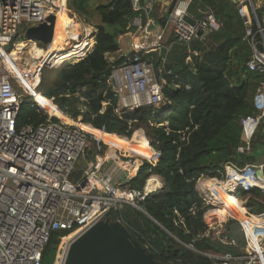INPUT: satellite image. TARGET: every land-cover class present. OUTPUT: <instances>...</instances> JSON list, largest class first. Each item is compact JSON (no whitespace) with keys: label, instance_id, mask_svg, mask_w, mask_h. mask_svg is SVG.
<instances>
[{"label":"trees","instance_id":"trees-1","mask_svg":"<svg viewBox=\"0 0 264 264\" xmlns=\"http://www.w3.org/2000/svg\"><path fill=\"white\" fill-rule=\"evenodd\" d=\"M173 5L174 1L160 17L154 7L150 18L164 27ZM204 7L213 13L218 27L188 46L169 40L165 43L170 46L166 56L153 59L155 66H162L159 77L163 79L164 102L161 106L143 105L118 113L106 79L111 66L120 63L124 56L113 60L109 56L119 50L118 37L135 29L132 19L137 13L132 9L131 0H67L72 15L95 26L94 45L78 61L55 68L42 67L36 98L22 97L16 119L18 129L37 126L48 119L59 121L57 117H49L32 99L46 97L73 120L79 119L102 132L132 137L130 142L141 141L158 152L155 163L143 160L136 174L125 180L123 186L142 190L146 182L159 185V180L163 186L140 201V208L123 204L110 210L106 218L124 224L131 236L159 262L210 264L198 252L240 253L244 239L234 218L222 223L220 237L234 240L235 245L223 244L211 233L203 235L208 230L203 214L214 206L204 203L196 188V179L201 172L222 179L226 162L241 167L260 163L264 156L263 119L249 149L239 150L243 145L241 118L258 114L253 96L258 85L264 82V73L246 68L251 54L246 26L232 0H193L189 12L194 14ZM257 14L262 20L264 5L257 9ZM139 128L144 129L150 145L136 132ZM89 147L93 155L106 148L100 144L98 149L94 140ZM80 171L73 172L74 180L79 178ZM235 195L242 197L250 212L264 209V196L259 187H240ZM234 202L241 206L232 195L229 203L237 206ZM67 234L53 233L43 258L49 247H55L58 239ZM189 243L193 249L185 246Z\"/></svg>","mask_w":264,"mask_h":264},{"label":"built area","instance_id":"built-area-1","mask_svg":"<svg viewBox=\"0 0 264 264\" xmlns=\"http://www.w3.org/2000/svg\"><path fill=\"white\" fill-rule=\"evenodd\" d=\"M66 1L0 0V264H43L44 250L51 235L68 232L60 237V249L53 263L64 264L69 245L76 236L106 218L110 210L123 204L140 208V201L161 188L160 183L150 191H146L145 186L142 190L123 186L124 181L130 178L131 171L137 170L142 162L138 166L134 158L116 149L113 153L98 152L92 155L79 178L74 180L72 174L77 161L88 146L85 132L59 118V121L48 119L37 126L17 128L21 99L36 94L42 67H55L62 62H69L70 58L78 61L91 49L89 40H92V34L84 30L79 32L78 37L70 39L77 48L53 52L41 60L36 58L32 60L33 64H38L35 68H28L23 59L15 60L11 55L18 44H24L14 43L23 33V24L34 27L45 22L47 16L56 14ZM173 1L166 21L171 25L172 43L188 46L199 31H202L203 37L218 27L209 8H198L196 13L191 14L189 7L193 0ZM232 1L238 7L250 40L251 54L246 68L263 74L264 15L260 20L257 9L264 5V0ZM131 4L137 13L132 25L140 29L143 17L146 21L150 19L153 0H131ZM186 15L194 21L193 24L185 21ZM150 22L155 21L150 19ZM253 25L256 26L254 31ZM142 29L145 30V26ZM28 42L26 39L25 43ZM161 47L168 51L170 46L158 45V48ZM152 49L148 44L135 48L120 63L111 66L106 85L116 99L115 111L118 113L143 105L158 107L164 102L161 91L163 79L159 77L162 66H155L153 58L148 56ZM53 58H56L55 62H51ZM253 103L258 114L245 116L240 121L243 141L239 147L241 151L249 149L250 141L264 119V82L256 88ZM35 104L38 106L36 101ZM155 153L158 159L159 154ZM157 159L147 161L155 163ZM263 167L264 162L239 167L229 161L224 164L222 179L211 177L205 172L198 174L196 188L205 204L210 203L214 208L215 204L221 206V203L211 199L212 186L219 189L225 187L245 209L242 217L232 216L238 222L244 239L240 253L198 252L210 264H264V209L257 213L250 212L235 195L240 187L256 186L264 196ZM257 170L262 172V178L257 175ZM208 210L203 214L208 226L203 235L210 234L209 227L219 226L213 237L223 244L235 245L234 240L220 237L221 223L208 222ZM185 246L193 249L192 243Z\"/></svg>","mask_w":264,"mask_h":264},{"label":"water","instance_id":"water-1","mask_svg":"<svg viewBox=\"0 0 264 264\" xmlns=\"http://www.w3.org/2000/svg\"><path fill=\"white\" fill-rule=\"evenodd\" d=\"M170 1L172 3L173 0H153V6L161 12L165 9V5H167ZM54 16V14H50L47 16L45 22L34 27H29L25 31L26 39L29 41L40 42L42 44L50 41ZM184 19L189 24L194 23V21L187 15ZM201 35L202 31H199L193 42H196ZM159 52L160 56H164L166 48L161 47ZM92 155V149L89 146H86L81 158L77 161V164H81L82 158L84 160H88V158ZM257 175L260 178L263 177L260 170H257ZM64 264L173 263L156 261L153 258V255L131 236L125 225H123L120 221H113L107 217L95 222L72 240L69 245Z\"/></svg>","mask_w":264,"mask_h":264},{"label":"bare ground","instance_id":"bare-ground-1","mask_svg":"<svg viewBox=\"0 0 264 264\" xmlns=\"http://www.w3.org/2000/svg\"><path fill=\"white\" fill-rule=\"evenodd\" d=\"M54 15L55 16L52 21L53 27L51 28V34H50L51 38H50V41H48V43H51L53 40L58 38L59 34H62V35L60 37V41L58 42L57 46H56V43H54V44H51L48 48L43 49L42 51H37L42 54V57L47 56V55L50 56L53 52L64 51L65 49L62 50V48L64 47L63 43L66 41H69V43L66 45V48H68V50L69 49L74 50L75 48H77V45H73V42H70L71 41L70 39L78 37V34H79L78 23L75 22L70 15H68V12L65 9L64 4H61L60 9ZM68 25H72L74 29L68 28L67 27ZM151 30H155V28L153 27V29ZM88 32L89 30L87 29V33ZM135 43H136V48L142 46V45H138L137 41ZM30 44H33V43L18 44L16 48L12 50L11 55L13 56L15 60H18L19 58L23 59L24 64L28 68L29 67L35 68L38 64L30 63L27 61L26 57L21 56L28 52L27 49L29 48L28 46H30ZM86 44H88V42ZM89 44H90V40H89ZM55 60L56 58H53L51 62H55ZM33 97L36 98V94H34ZM35 101L37 102L38 106L41 109H43L47 113H54L55 115L59 117V119L62 122H65L66 124H70V125L72 124V125L78 126L81 130L83 128L84 131L91 134L93 137L99 139L101 142H103L110 148V151H109L110 153H113L115 149L124 150V151H128L130 153H133L139 156L147 155V156H143L144 159L149 156L152 157L151 154H153L154 156L152 158L154 160L156 159L155 151L151 147L143 144L141 141L130 142V140L123 138L121 136H118V134L116 135L112 133L102 132L101 130L95 129L88 124L82 123L83 125L82 127H80L78 123H71L70 119L67 116H65L59 110H56L55 109L56 106L51 102L49 98L46 99V97L44 98L40 97L38 101L37 99H35ZM134 170L136 169H133L131 172H134ZM155 186H157L156 182L147 183L145 185L146 191L153 190ZM212 191H213L212 192L213 196L211 197V199L216 203H221V206H226V204L230 202V200L232 201V194H230L229 191L225 187H221V189H219L218 187L212 186ZM243 209L237 206H231V213L234 214L235 216H238L239 213L243 215L244 214Z\"/></svg>","mask_w":264,"mask_h":264},{"label":"rangeland","instance_id":"rangeland-1","mask_svg":"<svg viewBox=\"0 0 264 264\" xmlns=\"http://www.w3.org/2000/svg\"><path fill=\"white\" fill-rule=\"evenodd\" d=\"M170 4H171V1L167 4V5H165V11L168 9V7L170 6ZM161 11V13H164L165 11ZM68 14L73 18V20L75 21V22H77L78 23V25H79V28H78V30H79V32H84V30H89V32H90V34H92V35H94L93 33L96 31V29H95V26L94 25H90V24H87V23H85L84 21H82V20H79L78 18H76L74 15H72L70 12H68ZM157 14L158 15H160V12L157 10ZM22 34L16 39V40H14V43L16 44L17 42H20V43H25L26 42V37H25V35H24V32L30 27L28 24H23L22 25ZM68 28H71V29H74L73 28V26L72 25H68L67 26ZM84 34V33H83ZM61 35L62 34H59L58 35V38H56L55 40H53L51 43H45V44H42V43H40V42H35V41H29L28 43H33V44H30V46H28L29 48V50L27 49V53L26 54H23V55H21V56H23V57H26V59H27V61L28 62H30V63H33L34 61H32V60H34V59H36V58H39V60H41L42 58H44V57H46V56H43L42 57V54L41 53H39V52H37V51H42L43 49H46V48H48L51 44H54V43H56V46L58 45V42L60 41V37H61ZM91 36V35H90ZM93 37V36H92ZM90 39V38H89ZM79 40H80V38H79ZM69 43V41H66V42H64L63 43V45H64V47L62 48V50H66V49H68V48H66V45ZM94 45V44H93ZM93 45L90 47V48H92L93 47ZM128 44L127 43H125V46H127ZM8 48H9V45H8ZM48 56V55H47ZM71 60H69L70 62H75L76 60H75V58H70ZM63 63H65V62H62V64ZM35 64H37V63H35ZM59 65H61V64H59ZM59 65H57V66H59ZM57 66H55V67H57ZM55 67H51V68H55ZM45 68H49V67H45ZM33 99V98H32ZM39 100V98H37V101ZM33 101L35 102V100L33 99ZM37 103V102H36ZM159 106H161V105H159ZM158 106V107H159ZM57 108V107H56ZM55 108V109H56ZM56 110H58V109H56ZM48 116H50V115H53V116H57V115H55L54 113H47L46 111H44ZM58 117V116H57ZM59 118V117H58ZM69 118V117H68ZM70 119V122L71 123H78V125L80 126V127H82V125L84 124H82V122L79 120V119H77V120H73V119H71V118H69ZM263 121H264V119H263ZM70 122H68V123H70ZM82 130H83V128H82ZM84 131V130H83ZM85 132V134H88V137H87V141H88V146L90 145V142H91V140H94L95 142H96V145L98 146V148L100 149V147H99V145L100 144H104L103 142H101L99 139H97V138H95V137H93L91 134H89V133H87L86 131H84ZM136 132L138 133V135L140 134L141 136H143L145 139H146V141H148L147 140V138H146V136H145V134H144V129L143 128H139L138 130H136ZM263 132H264V127H263ZM133 136V135H132ZM139 137V136H138ZM127 139V138H126ZM128 140H132V137L131 138H129ZM136 141V140H135ZM148 144H149V141H148ZM105 146H106V148L103 150V153H108L109 151H110V148L106 145V144H104ZM150 145V144H149ZM122 151H124V150H122ZM155 151V150H154ZM125 153H126V155L128 156V157H132V158H134L137 162H138V166L141 164V162H143V160H153V154H151L152 155V157H147V158H145L144 159V157L143 156H147V155H143V156H139V155H136V154H133V153H130V152H128V151H124ZM156 152V151H155ZM91 158V157H90ZM89 159V158H88ZM157 159V158H156ZM155 159V160H156ZM264 162V156L263 157H261V159H260V163H263ZM86 163H87V160H84L83 158H82V162H81V164L80 165H78V164H76V166H75V169H74V171L75 172H79V170H83V168H84V166L86 165ZM78 166V167H77ZM81 172V171H80ZM132 174H133V172H131L130 174H129V176H132ZM159 180V179H158ZM158 183H160L161 184V187L163 186V182L162 181H160L159 180V182ZM239 200H241L242 202H244L243 200H242V197H239ZM235 203V202H234ZM236 204V203H235ZM215 208L214 209H212V210H208V217H207V220H208V222H210V224H214L215 222L216 223H224L225 221H227L229 218H234L235 217V215L234 214H232L231 213V204L228 202V204L226 205V206H220V205H216L215 204ZM245 206V205H244ZM237 207H242V206H240L239 204H237ZM243 208V207H242ZM247 209V208H246ZM248 210V209H247ZM232 216H234V217H232ZM124 225V224H123ZM213 226V225H212ZM219 227V226H218ZM218 227H216V228H213V227H209V232L211 233V235L212 236H214V234L217 232V229H219ZM214 229V230H213ZM214 232V233H213ZM60 244H61V241H60V238L58 239V243L56 244V246L55 247H53V246H50L49 247V249L46 251V253H45V255H44V258H43V264H53L54 263V260H55V258H56V256H57V252H59V246H60Z\"/></svg>","mask_w":264,"mask_h":264},{"label":"crops","instance_id":"crops-1","mask_svg":"<svg viewBox=\"0 0 264 264\" xmlns=\"http://www.w3.org/2000/svg\"><path fill=\"white\" fill-rule=\"evenodd\" d=\"M65 9H68L67 8V1L65 3ZM162 14L163 13L160 12L159 17ZM149 17H150V15H149ZM150 19H149V21H146V18L143 17V21L141 23L142 25L140 27L141 30L138 29V27L134 25L133 27L135 29L133 31H129V32L123 34V35H120L118 37L119 50L114 55L109 56V59L113 60V59H115L118 56L119 57L120 56H126V55L130 54L131 52H133V50L136 48V43H135L136 41L138 42V45H142V46H144L146 44L151 45V47L153 49L148 54V56L150 58H153V59L156 58V57L163 58L164 56H166L168 51H166L164 56H160V52H159L160 48H158V45L163 46V45H165V43L167 41L173 39V35H172V32H171V25L169 23H166V25H164V27H162L159 24H154L155 22L154 23L150 22ZM144 26H145V30L148 31L147 33L145 32L144 29H142ZM151 26L154 27L155 30H151L150 31L149 29H150ZM125 43H127L128 45L125 46ZM90 44H92V45L94 44V36L92 37V40L90 39ZM134 174H135V172L132 174V176H134ZM132 176H130V177H132ZM243 210H244V213H245V209H243ZM238 216L242 217L243 215L241 213H239Z\"/></svg>","mask_w":264,"mask_h":264}]
</instances>
